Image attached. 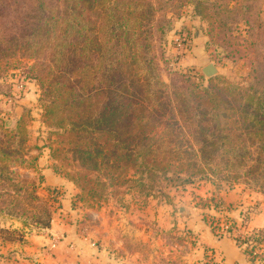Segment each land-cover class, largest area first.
Masks as SVG:
<instances>
[{
    "label": "rangeland",
    "instance_id": "obj_1",
    "mask_svg": "<svg viewBox=\"0 0 264 264\" xmlns=\"http://www.w3.org/2000/svg\"><path fill=\"white\" fill-rule=\"evenodd\" d=\"M143 1L174 11L168 25L157 16L165 31L156 34L152 48L155 69L169 85L167 93L172 91L176 74H185L191 76L200 90L212 84L222 88L231 86L227 84L230 81L237 87L251 85L252 92L264 97V0ZM63 2L49 0L55 18ZM178 38L183 41L179 48ZM16 55L18 62H11L0 81V126L13 129L25 114L23 126L28 141L20 144L17 139L7 144L6 137L0 134L3 146L20 152L16 160L1 164L2 171H14L16 181L23 187L17 192L6 181L0 183V195L7 187L12 191L0 198V252L3 251L0 256L10 257L3 241H26V235L49 234L57 218L66 225H75L82 236L113 247L133 264L199 263L205 256L201 259L195 256L199 237L187 229V219L203 221L219 237H226L221 229L233 226L240 238H247L259 252L264 249V228L252 227L249 221L262 208L263 178L255 180L243 169L237 172V178L228 170L217 174L207 170L196 157L199 145L187 128L179 138L175 134L168 137L163 149L156 151L164 159L160 166L144 169L135 165L111 172L108 168H95L93 161L84 164L69 146L63 128H59L60 115L49 119L43 115L41 89L38 82L28 77L33 58L25 56L29 54L23 50ZM209 63L217 68L212 77L202 72ZM215 77L217 80L212 84L207 80ZM20 78L27 83L23 90L17 88ZM12 79L14 84L9 83ZM9 93L12 104L7 103ZM153 101L152 105L164 113L157 105L158 100ZM165 129L158 126L153 134L165 139V132H172ZM43 147L46 160L56 172L74 184L75 194L70 201H62L56 190L44 192L36 184L40 178L36 166ZM153 157L150 154L148 159ZM199 167H205V171ZM75 180L86 185L88 193ZM92 189H97L96 194H89ZM12 200L19 204L8 211ZM180 206L188 208L190 214H180ZM164 215L173 218L172 222L166 223ZM48 216L50 225L45 227Z\"/></svg>",
    "mask_w": 264,
    "mask_h": 264
},
{
    "label": "trees",
    "instance_id": "obj_2",
    "mask_svg": "<svg viewBox=\"0 0 264 264\" xmlns=\"http://www.w3.org/2000/svg\"><path fill=\"white\" fill-rule=\"evenodd\" d=\"M48 3L0 0V81L11 62H18L16 54L28 52L25 56L34 60L28 77L41 89L43 115H60L59 128L80 161H93L95 168L111 172L135 165L154 168L164 160L156 151L187 128L199 145L196 157L207 170H228L237 178L243 169L255 180L264 179V97L252 92L253 86L237 87L229 81L231 86L222 88L212 84L215 77L207 79L209 88L200 90L190 75L176 74L167 93L169 85L155 69L152 48L156 34L165 31L157 16L168 25L172 9L143 0H64L55 18ZM155 99L164 113L152 105ZM24 123L25 114L13 129L0 126L7 144L17 139L27 143ZM158 126L173 133L165 132V139L154 135ZM19 154L0 140V183L6 181L17 192L23 187L15 172L2 171L1 164ZM75 182L88 193L86 185ZM10 192L7 187L0 198ZM11 203L8 211L19 204ZM49 225L50 216L45 227Z\"/></svg>",
    "mask_w": 264,
    "mask_h": 264
},
{
    "label": "crops",
    "instance_id": "obj_3",
    "mask_svg": "<svg viewBox=\"0 0 264 264\" xmlns=\"http://www.w3.org/2000/svg\"><path fill=\"white\" fill-rule=\"evenodd\" d=\"M30 144L31 141H30ZM42 146V145H40ZM42 148L36 170L40 178L36 184L44 192L56 190L62 201L74 195V184L62 174L56 172L52 164L46 160V152ZM43 154V155H42ZM50 156H47L49 159ZM261 211L253 214L250 225L264 228V201ZM58 215H61L58 213ZM64 217V215L62 216ZM166 223L172 222L164 215ZM187 229L198 236V245L194 252L201 259L206 255V249H213L217 254L218 264H258L250 259L243 249L231 238L216 236L213 230L201 220L187 219ZM62 219L53 220L49 234L26 235V241H3L9 250L10 257L0 256V264H133L131 259L118 254L113 247L100 244L97 240L79 234L75 225H66ZM59 241L52 247L54 238ZM119 252V251H118ZM3 254V251L0 252Z\"/></svg>",
    "mask_w": 264,
    "mask_h": 264
},
{
    "label": "built area",
    "instance_id": "obj_4",
    "mask_svg": "<svg viewBox=\"0 0 264 264\" xmlns=\"http://www.w3.org/2000/svg\"><path fill=\"white\" fill-rule=\"evenodd\" d=\"M177 47H182V40L179 38L176 39ZM19 83L17 85V88L20 90L25 89L26 82L23 81L22 78L19 79ZM8 104L13 103L12 98L7 99ZM221 232L225 234L226 237L233 239L245 252V254L253 260H256L258 264H264V249H262L260 252L258 251V247L254 246L253 243H251L247 238L242 239L236 234V228H233V226L227 227L225 229H221ZM219 233V232H218ZM258 234V237L261 233L259 231H256ZM222 234V233H220ZM261 237V236H260ZM258 240V239H257ZM59 238L55 237L54 242L52 244V247H55L58 243ZM261 246V245H260ZM264 248V247H262ZM72 264H80L79 262H73ZM197 264H218L217 254L213 249H206V255L201 261Z\"/></svg>",
    "mask_w": 264,
    "mask_h": 264
},
{
    "label": "water",
    "instance_id": "obj_5",
    "mask_svg": "<svg viewBox=\"0 0 264 264\" xmlns=\"http://www.w3.org/2000/svg\"><path fill=\"white\" fill-rule=\"evenodd\" d=\"M202 72L206 77H212L217 73V68L214 64L209 63L202 68ZM179 212L184 216H188L190 214V210L185 206H180Z\"/></svg>",
    "mask_w": 264,
    "mask_h": 264
}]
</instances>
